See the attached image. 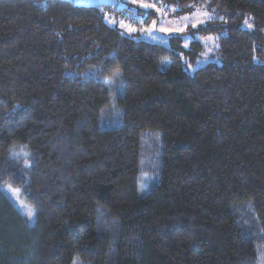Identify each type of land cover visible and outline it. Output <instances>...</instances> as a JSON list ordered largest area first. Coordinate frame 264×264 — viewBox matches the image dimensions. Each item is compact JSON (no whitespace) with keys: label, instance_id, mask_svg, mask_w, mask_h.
<instances>
[{"label":"trees","instance_id":"1","mask_svg":"<svg viewBox=\"0 0 264 264\" xmlns=\"http://www.w3.org/2000/svg\"><path fill=\"white\" fill-rule=\"evenodd\" d=\"M151 3L213 14L188 33L216 37L217 61L187 72L199 41L157 45L72 0H0V264H260L264 0ZM110 104L121 123L105 128ZM149 131L159 178L140 197Z\"/></svg>","mask_w":264,"mask_h":264},{"label":"rangeland","instance_id":"2","mask_svg":"<svg viewBox=\"0 0 264 264\" xmlns=\"http://www.w3.org/2000/svg\"><path fill=\"white\" fill-rule=\"evenodd\" d=\"M76 5H82L86 7L99 8L104 12V18L110 26H116L122 33L142 38V40L149 41L151 43L168 47L170 37H179L181 40V46L187 48L190 42L193 40L199 41L203 46V53L201 57L194 60V64L186 63L185 69L187 72L192 73L195 68L202 67L207 62H216L217 56L215 51L217 47L216 37L212 35H205L204 37L196 33H188L190 29L196 28L211 19L213 14L206 10H193L191 13L175 16L172 7H163L161 5H155L154 8H143L141 4L152 5L151 0H72ZM138 6L144 11L152 9L155 17L145 22L144 18H141L136 13ZM159 9V11H157ZM153 22H155V28H153ZM130 29H135L131 31ZM166 29L167 31H162ZM151 30V31H149ZM155 37V38H153ZM183 62H187L182 58ZM109 87V93L113 101V97L122 91L120 84V76L115 75L107 81ZM112 103V102H111ZM107 112L102 117V125L106 128L109 126L120 125L119 111L115 109L113 104H110L106 108ZM141 159L139 161L140 173L138 174L139 181L137 183L138 195L141 197L151 189L153 183H157L158 174L160 169L159 149L161 146L160 134L155 131L145 132L141 137ZM5 195L8 196L11 203L19 210V212L25 216L28 222L33 220L28 218L26 213L31 212L29 208L20 198L18 190L12 187L6 186L2 188ZM23 209V212H22ZM252 216L245 214L243 219L244 227L253 228ZM255 250L258 253V260L260 264H264V243L258 242L255 245Z\"/></svg>","mask_w":264,"mask_h":264},{"label":"snow or ice","instance_id":"3","mask_svg":"<svg viewBox=\"0 0 264 264\" xmlns=\"http://www.w3.org/2000/svg\"><path fill=\"white\" fill-rule=\"evenodd\" d=\"M141 7H143V8H150V7L154 8L155 5L141 4ZM157 11H159V9H157ZM153 28H155V22H153ZM130 30L135 31V29H130ZM161 30L167 31L166 29H161ZM149 31H151V30H149ZM153 38H155V37H153ZM22 212H23V209H22ZM26 215L28 216L29 219H31L33 217V214L31 212L26 213Z\"/></svg>","mask_w":264,"mask_h":264}]
</instances>
